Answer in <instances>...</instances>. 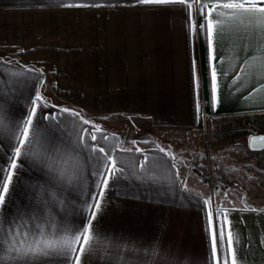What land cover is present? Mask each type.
<instances>
[{"label":"crops","instance_id":"1","mask_svg":"<svg viewBox=\"0 0 264 264\" xmlns=\"http://www.w3.org/2000/svg\"><path fill=\"white\" fill-rule=\"evenodd\" d=\"M98 2L100 7H64L58 0H0V71L8 81H0V166L34 90L56 106L45 113H59L55 121H40L31 151L17 160L23 167L16 170L18 181L13 176L11 200L5 197L8 221L22 214L29 227L80 226L84 202L96 192L97 165L75 147L79 130L91 128L76 112L109 137L98 143L106 151L114 146L124 173L115 187L109 180L103 210L92 222L98 242L81 264H210L211 231L224 219L220 209L229 210L225 230L230 221L244 264H264V151L243 144L264 135V38L255 28L224 26L206 44L195 3L192 34L181 5ZM213 66L216 104L210 95ZM65 108L70 112L59 111ZM204 114L231 131L214 143L213 184L204 176L203 150H191L194 138H203ZM128 130L143 139L133 144ZM231 144L236 150H228ZM160 148L170 149L175 160ZM245 203L256 211H240ZM216 245L219 253L218 236Z\"/></svg>","mask_w":264,"mask_h":264},{"label":"snow or ice","instance_id":"2","mask_svg":"<svg viewBox=\"0 0 264 264\" xmlns=\"http://www.w3.org/2000/svg\"><path fill=\"white\" fill-rule=\"evenodd\" d=\"M55 2V0H54ZM58 3L64 7H100L98 0H88L86 3H75L71 0H58ZM139 5H181L189 14V31L194 34L196 32V23L192 19V5L198 4L196 13L203 17L202 23L199 25L201 31L205 34V43L211 44L214 34L221 30L224 26H244L255 28L258 34L264 38V0H210L206 3H199L198 0H136ZM215 14V15H214ZM213 51H215L213 49ZM215 60V56H212ZM2 63V62H0ZM247 63V61H245ZM31 71V70H30ZM39 71V70H37ZM243 71V68L240 69ZM42 77V74H41ZM237 74L233 83L239 80ZM0 81L7 85L6 74L0 71ZM39 83V81H37ZM15 84V82H14ZM211 100L213 104L219 102L217 71L215 66L211 69ZM264 88V85H261ZM9 92L13 89L9 88ZM247 98V97H246ZM55 108L50 105L41 96L39 90H34L32 98L28 101L26 110V118L18 122L17 134L15 135L16 143L12 145V150L5 155L6 164L0 166V264H81V257L85 252L93 251L94 243L98 242V236L93 226L97 214L102 212V201L105 190H109V180L113 181V187L119 177H123L122 168L117 167V159L114 158L112 148L106 151L105 147L98 143V140L107 142L109 137L101 131L98 125L90 122L80 116L79 113L72 112V115L79 118L81 124L91 125V128H81L78 133V143L75 147L82 149L88 153L90 159L96 161V167L93 175L96 177L94 187L96 192L84 202L82 209L84 216L80 226L72 229L64 227L56 229L52 223H33L29 227L28 222L23 219V215L13 217L11 222L6 217L7 202L5 197L9 194V188L15 191L16 184L13 181L15 175L17 181L19 173L16 171L18 167L22 168L23 163L17 164V160L23 161L31 151V147L38 135L41 120H56V115H49L43 110L46 108ZM199 110V104L197 103ZM39 110V114H38ZM61 113L70 112L69 109H60ZM36 124H33V120ZM3 121V105L0 104V123ZM97 133H100L99 137ZM93 143H86L84 137ZM112 139H115L113 135ZM253 140L264 142V137L250 138L249 144ZM136 141H133L135 144ZM132 151V149H126ZM138 152L143 150L137 149ZM164 153L170 161L175 160V155L166 151L164 148L159 149ZM144 160H148L144 156ZM172 167H175L173 164ZM138 198V197H137ZM11 200V196H8ZM205 203H211V197ZM242 203H244L242 201ZM106 206V202H105ZM235 211L237 209H231ZM240 211H256L250 208L246 203ZM228 209H220L219 216L223 220H217L216 228L211 231V247L209 249L210 264H244L243 257L238 256L239 234L233 233L230 228L231 222L228 221L229 228L226 232L225 221H227ZM34 229V230H33ZM217 236L220 240V250L217 252ZM227 242V243H225ZM264 243V239L261 240Z\"/></svg>","mask_w":264,"mask_h":264},{"label":"rangeland","instance_id":"3","mask_svg":"<svg viewBox=\"0 0 264 264\" xmlns=\"http://www.w3.org/2000/svg\"><path fill=\"white\" fill-rule=\"evenodd\" d=\"M115 118H116L115 120H117V121L123 120L122 117H115ZM203 124H204V131H203V134H202L203 138H202L201 141H200L199 138H194L195 145H194L193 149H191V150H203V156H202L203 165H202V168L204 169L203 170L204 171V176L206 177V180L210 184V183L214 182V178H215V174L212 171V164H214V157H213V150H215L214 143L216 142L217 139L225 137L226 135L231 134V131L229 129V126L228 127L227 126L223 127L224 124L222 125V123L220 121L211 122L208 119L205 120L204 116H203ZM128 133H129V136H130L129 140L131 142H133L134 140L136 142H139V141H141L140 139H143L142 136L140 135V133H138L137 131L128 130ZM239 142H240V140H239ZM243 144L245 145L244 149L245 150H249L248 140L244 139V143ZM233 145L234 144H231V146L228 148V150H236L235 146H233ZM191 148H192V146H191ZM174 150H176V149H174ZM179 151L182 152V150H179ZM183 156L184 155H182V153H181L180 156H177V157L179 159L183 160ZM194 157H195V155H194ZM199 158H201V155L198 156V161H199L198 163L201 164Z\"/></svg>","mask_w":264,"mask_h":264},{"label":"water","instance_id":"4","mask_svg":"<svg viewBox=\"0 0 264 264\" xmlns=\"http://www.w3.org/2000/svg\"><path fill=\"white\" fill-rule=\"evenodd\" d=\"M253 137H264V135H253L250 138H253ZM249 140H248L249 150H251L252 152H262V151H264V142H262L260 140H253L252 143L249 144Z\"/></svg>","mask_w":264,"mask_h":264},{"label":"built area","instance_id":"5","mask_svg":"<svg viewBox=\"0 0 264 264\" xmlns=\"http://www.w3.org/2000/svg\"><path fill=\"white\" fill-rule=\"evenodd\" d=\"M205 120L208 119V117L204 114ZM213 211H215V208H213Z\"/></svg>","mask_w":264,"mask_h":264}]
</instances>
